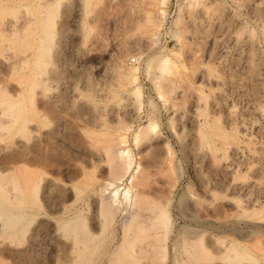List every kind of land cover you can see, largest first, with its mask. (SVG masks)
Listing matches in <instances>:
<instances>
[{"label": "rangeland", "instance_id": "obj_1", "mask_svg": "<svg viewBox=\"0 0 264 264\" xmlns=\"http://www.w3.org/2000/svg\"><path fill=\"white\" fill-rule=\"evenodd\" d=\"M129 66L139 67L140 109ZM122 135L133 164L119 179L108 158ZM115 187L129 188L128 203L144 199L147 214L165 204L170 215L165 252L158 230L137 232L134 264H180L198 234L216 248L211 264H254L219 258L220 237L258 238L251 251L264 264V218L240 207L264 212V0H0V264L132 262L118 249L126 210L99 231L98 205ZM74 210L96 236L85 259L56 223ZM23 212L36 216L18 236Z\"/></svg>", "mask_w": 264, "mask_h": 264}, {"label": "bare ground", "instance_id": "obj_2", "mask_svg": "<svg viewBox=\"0 0 264 264\" xmlns=\"http://www.w3.org/2000/svg\"><path fill=\"white\" fill-rule=\"evenodd\" d=\"M51 12H52L51 6L50 5H47L45 7V9H44V18H43V25H44L45 28L50 23V20H51ZM45 28H43V29H45ZM174 35L176 36L177 34L174 33ZM178 38H179V35H178ZM42 50H43L42 47L39 46L37 52H35V54L33 55V57H31L32 58L31 60H33L35 66L38 65V61L40 62V57L42 55ZM151 57H152V55H151ZM151 57L150 58H147L145 60V62L147 63V67L153 66V63H152L151 60H154V58H151ZM157 59H158L157 61L159 62V68H160L159 71H161V72L163 71V73L166 74V73H169L172 70V67H170L171 61H170V58L167 55L163 56L160 59L159 58H157ZM28 61L29 60H26L25 63H27ZM146 63H145V65H146ZM156 66H158V63L156 64ZM138 70H139V67H130L127 70L128 74H125L124 76H128V78L126 77V79H127V84L129 83V85H131L130 93L134 96L135 100L137 101L138 108H139V107H141V104H142V93H141V90H140V84L138 85ZM158 79H159V77H158ZM158 79H156V80L158 81ZM159 83H160V81H159ZM155 85H157V84H155ZM163 94L162 95L159 94V97H161V96L163 97ZM162 97H161V99H162ZM164 99L166 101V98H164ZM153 128H154V125L152 123H147L146 126H143L140 129V131L139 132L137 131L138 133H136L134 135V141H135V143L138 142L137 141L138 138H141L140 135H142V136L143 135H147L148 131L152 130ZM221 135H222V139H224V140H227V139L230 140V139H233L234 138V137L232 138V136H234V135L230 136L231 134H229V133L228 134H225V133L224 134H219L220 137H221ZM201 138L207 140V136H206V134L204 132H201ZM115 140L117 141L116 144L119 145L120 147L116 151V156L114 155L113 157H111L109 155L110 157L108 158V160L111 162V164L113 163V161L116 162V164L114 163L115 164L114 170L116 172H118V173H122L121 175H119V179H121L127 173H129V171L131 170V167H132V164H133V159H132V156H131L129 150L126 147H123V145L125 144V141H126L125 140V137L123 135L122 136H119V137L117 136V138ZM111 144H110V146H111ZM107 145H109V144H107ZM112 145H114V144H112ZM106 148H107L106 153L110 154L109 153L110 152L109 151V148L108 147H106ZM115 158H116L117 161L115 160ZM110 168H112V166ZM236 177H239V175L238 176L236 175ZM131 181L132 180H130V182ZM129 191H130L129 188H127V189L123 190V192L120 193L119 192V187H115L110 192L111 193L110 194V198H109L110 201L106 203V202H103L101 200L100 201V204L98 205V207H99L98 210H99V217H101V229L99 230L100 232H104L105 228L107 229L106 225H108L109 221L113 219V217L115 216L114 214H117V211L118 210L119 211L120 210H123V213H124V210H126L125 213L128 212L127 215H129V218L125 222V225H123L124 236L122 237V241H121V244H119L118 249L121 250V254H122V252H125L127 254V256H129V258L132 259V258H135L139 253L142 252L141 251L142 249L139 250L138 248H134V245H135L134 242L138 238L140 239V237H138L139 235H138L137 232H145V231H147L148 228H151V227L154 228L155 230H158L159 232H158V234L156 233V239H155V241L159 244L162 240L164 241L165 235H166L167 231L169 230V226L171 224H170V215L168 214V211L165 210V204H164V206H157L155 204L156 207L154 205V207L152 208L153 212L150 213V214H147L145 212V211H147V209H145L147 207H145V206H147L148 204L146 203V201L144 199L143 200L145 202L142 199L141 200L139 199L138 201L137 200H135V201H132L131 200L130 203H128V201H126V200H128V197H129ZM119 195L122 196V200H120V199L118 200ZM77 197H78L77 195H74L73 198H72V200L69 201L68 205H66V206L64 205L61 208V211H64V210L68 209L69 207H71V204L73 202H75L74 200H76ZM98 200H100V198ZM124 201L126 202L125 205L123 204V203H125ZM239 202H241V201H239ZM246 204H247V202H246ZM75 207H77V206H75ZM240 207L243 208V209H241ZM240 207L239 208L241 209V211L243 210L241 212V214H244L246 217L248 216V217L251 218L252 216L254 217V216L260 214V216L258 218H264V214H262L264 212L262 211L263 209L261 208V206L258 207V208H256V209H254V208L252 209L251 208L252 211L249 209L251 211V213L246 210L248 207L245 208L242 205ZM1 208H2V206H1ZM10 212L11 211H9V213ZM1 213H0V215H2V216H5L6 215L4 213H3L4 215L1 214ZM69 213H67L68 215L62 216L59 219H57L56 220V223L58 225V229H60L66 236L67 235L72 236V238L74 239V241H75L76 244H81L80 245V248H77L76 251L78 253L77 254L78 255L77 258H79L81 256V259H83L82 257H84L85 255H87L88 253H90L93 250V248L95 250V246L96 245L93 243V240H94V238L96 236L95 237H91V235L88 234V233H90V232H88L90 230V228L88 226L89 224L87 223L88 221L86 220L84 214L80 210H74L70 214ZM35 214L36 213L29 214V213L23 212V213H21L19 215V218L20 219H26V220H25L24 224L20 228H18V230L15 232L18 236H23L24 235L25 231L27 230L28 225L35 218V216H36ZM238 215H240V214H238ZM7 216H9V215H7ZM111 222L112 221H110V223ZM7 223L8 224L6 226L9 225V222H7ZM128 232H131V233L128 234ZM93 235H96V234L93 233ZM136 236L138 237L137 239H136ZM193 236H192V238L189 237V240L188 241H185L184 242V245H182L183 246L182 255L183 254L185 255V260L180 261V264H211L216 259V257L213 255V251L217 252L216 250H211V249H216V248L208 249L206 246L208 244H211V242H208V244L206 245L204 243L203 237H201V235L199 236V234H198L197 237H195V236L193 237ZM240 237H241V235H240ZM98 240L99 239H97V241L96 240L95 241L98 243ZM254 240L255 239L253 238V241ZM101 241L102 240H100V242ZM216 241L220 242V245H223V250L220 248V251H219V252H221L220 253L221 254V257H219V258L224 259V260H226L228 262L229 261L232 262L233 260H239L241 258L242 259H245L247 257L250 260H252L254 264H259V262L257 261V256H255L252 253V251H251L252 250L251 249V244H253L255 242H256V244H258V238H256V240L254 242L250 240V243L253 242L251 244L249 243L250 245H247L248 244V241H246L247 244L241 243L240 241L238 242V240L237 241H235V240L228 241L227 240V242H225L224 240H222V237L217 238ZM156 242H155V245H158ZM93 245H95V246H93ZM159 245H160L161 251H164L165 252V246H164L165 244L161 243ZM212 245H214V244L212 243ZM255 246L256 245L253 244L252 247L255 248ZM260 246H262V245H260ZM143 248H145V246ZM257 249H260V250L263 249L264 250L263 247L262 248L260 247V248H257ZM257 251H259V250H257ZM262 253H263V251H262ZM126 254L123 253V255H126ZM263 255H264V253L262 254V256ZM85 258L86 257H84V259ZM122 260L120 259V261H117L116 263H112V264H125V261H122ZM126 261L128 263V260H126ZM129 261H130V259H129ZM137 261H138V259H137ZM129 263L130 264H134V260L132 259V262H129ZM72 264H75V263H72Z\"/></svg>", "mask_w": 264, "mask_h": 264}, {"label": "built area", "instance_id": "obj_3", "mask_svg": "<svg viewBox=\"0 0 264 264\" xmlns=\"http://www.w3.org/2000/svg\"><path fill=\"white\" fill-rule=\"evenodd\" d=\"M130 60H131V61H133L134 59H133V58H131Z\"/></svg>", "mask_w": 264, "mask_h": 264}]
</instances>
